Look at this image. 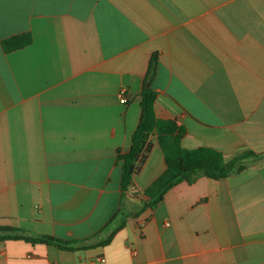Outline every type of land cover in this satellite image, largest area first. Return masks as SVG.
<instances>
[{"label":"crops","instance_id":"1","mask_svg":"<svg viewBox=\"0 0 264 264\" xmlns=\"http://www.w3.org/2000/svg\"><path fill=\"white\" fill-rule=\"evenodd\" d=\"M153 54L154 112L184 128V148L263 157L142 210L162 152L154 142L123 201L116 152ZM0 226L85 242L8 238L0 264H264V0H0Z\"/></svg>","mask_w":264,"mask_h":264},{"label":"trees","instance_id":"2","mask_svg":"<svg viewBox=\"0 0 264 264\" xmlns=\"http://www.w3.org/2000/svg\"><path fill=\"white\" fill-rule=\"evenodd\" d=\"M30 33H23L7 38L1 42L2 49L9 53L28 46L31 43ZM158 59L156 54L150 58L140 92V115L137 126L130 137L127 152H116V159L120 163V191L123 201L129 191L134 190V176L141 171L154 142L159 146L165 163V170L142 193V210L154 208L165 193L181 182L193 183L198 177L220 180L242 171L248 163L263 156L249 149H244L230 159H225L218 150L210 147L187 149L182 146L185 135L183 127L174 120L160 119L154 112L156 93L151 88ZM123 215L120 209L110 219L107 226L117 221ZM106 226V227H107ZM21 239L30 243L54 245L60 249L73 250L84 247L83 241H64L54 237L33 236L28 232L0 226V241L5 239ZM107 240L100 245H106ZM92 245V244H91Z\"/></svg>","mask_w":264,"mask_h":264},{"label":"built area","instance_id":"3","mask_svg":"<svg viewBox=\"0 0 264 264\" xmlns=\"http://www.w3.org/2000/svg\"><path fill=\"white\" fill-rule=\"evenodd\" d=\"M118 99L120 101V103L122 104H126L127 101H128V98H127V91H126V88L122 87L120 88V90L118 91ZM98 261L101 260V258H96Z\"/></svg>","mask_w":264,"mask_h":264}]
</instances>
